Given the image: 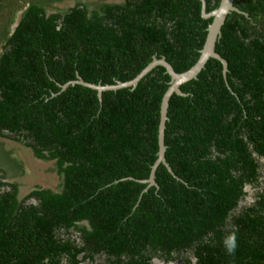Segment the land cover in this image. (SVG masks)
<instances>
[{
  "label": "trees",
  "instance_id": "1",
  "mask_svg": "<svg viewBox=\"0 0 264 264\" xmlns=\"http://www.w3.org/2000/svg\"><path fill=\"white\" fill-rule=\"evenodd\" d=\"M0 0V264H264V0H234L215 51L169 99L170 76L199 58L212 18L201 0ZM206 12L220 0H205ZM22 10L18 18L17 12ZM18 18L14 29L12 25ZM10 140L53 163L56 187L24 196ZM10 169V171H9ZM254 193L248 201L246 187ZM83 254L80 258L79 255Z\"/></svg>",
  "mask_w": 264,
  "mask_h": 264
},
{
  "label": "water",
  "instance_id": "2",
  "mask_svg": "<svg viewBox=\"0 0 264 264\" xmlns=\"http://www.w3.org/2000/svg\"><path fill=\"white\" fill-rule=\"evenodd\" d=\"M234 0H220L218 6L210 12H206V1L201 0V15L203 18H212L211 23L207 27V35L203 44V47L200 50V56L197 61L187 70L183 72H176L172 65L166 61L164 57L157 58L153 56L151 62L141 70L139 74H137L133 79L128 80L126 82L117 81L115 84L111 85H101V84H94L90 82L84 81L79 75H77L76 81H70L63 85H61L62 89H65L69 84L79 83L90 88H93L97 91V95L99 99H101V94L105 90H116L119 88L124 87H135L138 81L145 76L152 68L156 67L157 65H162L165 67L166 72L170 76L169 86L164 92L161 105H160V116H159V124H158V152H157V159L152 166V170L150 173L149 178L145 181L148 182L149 186L155 185V170L160 163H163L168 167L170 172L171 169L168 163L165 160V150L166 146L164 144V131H165V123L168 120L167 116V109L169 104V99L173 93L177 95H186L184 92L181 91L180 86L191 80L197 78L198 73L201 69L204 68L207 60L209 58H216L218 59L223 66V73L225 74L227 71V62L223 59L218 53L215 51V44L217 39L221 36V27L225 21L226 16L232 12L243 13L246 15L245 12H242L234 5ZM16 23L12 26L14 29Z\"/></svg>",
  "mask_w": 264,
  "mask_h": 264
},
{
  "label": "rangeland",
  "instance_id": "3",
  "mask_svg": "<svg viewBox=\"0 0 264 264\" xmlns=\"http://www.w3.org/2000/svg\"><path fill=\"white\" fill-rule=\"evenodd\" d=\"M68 1L74 2V0ZM68 5H72V3L61 2L59 7L63 9ZM4 143L5 150L11 153L12 157H16L17 159L20 158V160L18 159L17 161H19L21 169L18 170L19 173L17 177L13 179V181H18L20 184V190L23 192V194H26L28 191H30L35 184H39L44 187L57 184L59 179L55 174L52 162L43 161L34 157L29 149L14 141L6 140ZM31 168L37 170L31 173Z\"/></svg>",
  "mask_w": 264,
  "mask_h": 264
},
{
  "label": "flooded vegetation",
  "instance_id": "4",
  "mask_svg": "<svg viewBox=\"0 0 264 264\" xmlns=\"http://www.w3.org/2000/svg\"><path fill=\"white\" fill-rule=\"evenodd\" d=\"M111 2H115V0H110ZM65 2H69V3H72V5H73V3L74 2H72V1H65ZM65 2H63V3H65ZM20 14V13H19ZM17 17H18V14L16 15ZM19 17H20V15H19ZM18 22V18L16 19V21H15V23H17ZM37 169H35L34 170V168L32 169L31 168V170H30V172L31 173H33L34 171H36ZM9 171H10V169H9ZM18 173H19V171H17L16 173H14V174H11V179H14V178H16L17 177V175H18ZM16 182H18V181H16ZM32 185V184H31ZM37 184H35L32 188H31V190L36 186ZM56 185H58V183L56 184ZM56 185H51L52 187H56ZM42 187H44V186H42ZM246 190H247V192H248V196L246 197V200L248 199V201L251 199V192H252V194L254 193V191H253V189H251L250 188V186H247L246 187ZM251 191V192H250ZM19 195L20 196H24L25 194H23V192L20 190L19 191ZM250 198V199H249ZM82 253L79 255V257L81 258L82 257ZM101 260L98 258V257H96L95 258V260L93 261V262H91V264H98L99 262H100ZM84 263H86V264H90V262H89V260H86ZM80 264H83L82 262L80 263ZM152 264H183V261L182 260H179V261H169V262H165L164 260H161V259H159V258H153L152 259Z\"/></svg>",
  "mask_w": 264,
  "mask_h": 264
},
{
  "label": "clouds",
  "instance_id": "5",
  "mask_svg": "<svg viewBox=\"0 0 264 264\" xmlns=\"http://www.w3.org/2000/svg\"><path fill=\"white\" fill-rule=\"evenodd\" d=\"M19 13H20V14H19ZM21 13H22V10H19V11L17 12V14H18V18H19V15H21ZM17 23H18V22H17ZM17 23H16V25H17ZM14 24H15V23H14ZM14 24H13V25H14ZM13 25H12V26H13ZM16 25H15V26H16ZM14 28H15V27H14Z\"/></svg>",
  "mask_w": 264,
  "mask_h": 264
}]
</instances>
